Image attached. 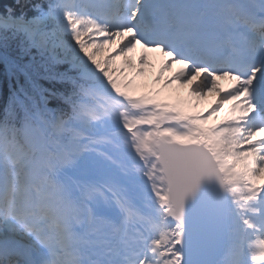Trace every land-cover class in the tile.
I'll list each match as a JSON object with an SVG mask.
<instances>
[{
  "label": "snow or ice",
  "instance_id": "1",
  "mask_svg": "<svg viewBox=\"0 0 264 264\" xmlns=\"http://www.w3.org/2000/svg\"><path fill=\"white\" fill-rule=\"evenodd\" d=\"M0 65V264H264V0H16Z\"/></svg>",
  "mask_w": 264,
  "mask_h": 264
},
{
  "label": "bare ground",
  "instance_id": "2",
  "mask_svg": "<svg viewBox=\"0 0 264 264\" xmlns=\"http://www.w3.org/2000/svg\"><path fill=\"white\" fill-rule=\"evenodd\" d=\"M132 57L138 55L136 54H129ZM150 60H152L153 66L146 69V76L142 78L146 82V87H140L136 91V95H153L156 99H158V92L161 91V88L158 87L156 94H152V90L154 89L152 83L150 82L159 72L161 61L164 59L159 53H149ZM123 57L117 59L116 64L117 66H123ZM179 65H173L171 72H165V77H170L175 71L179 69ZM162 82V81H161ZM175 85L174 90L170 91L166 96H163V99H158L162 102H167L171 104L182 105L186 111L190 113L195 112H202L206 111L210 107H212L216 101V95L214 93L209 94L204 99H196L190 95L189 89L186 87H181L178 82L173 83ZM219 84L222 88H228L230 85V81L228 80H221ZM227 105L225 109H227ZM223 115V113H222ZM209 124L216 123V119H211L208 121ZM257 264V262H254Z\"/></svg>",
  "mask_w": 264,
  "mask_h": 264
},
{
  "label": "trees",
  "instance_id": "3",
  "mask_svg": "<svg viewBox=\"0 0 264 264\" xmlns=\"http://www.w3.org/2000/svg\"><path fill=\"white\" fill-rule=\"evenodd\" d=\"M16 0H0V13L6 12L8 7H15ZM19 9L17 8V12ZM21 82H23V77L20 78ZM14 78H10L6 74V70L3 65H0V92L6 93L9 85L14 83Z\"/></svg>",
  "mask_w": 264,
  "mask_h": 264
},
{
  "label": "rangeland",
  "instance_id": "4",
  "mask_svg": "<svg viewBox=\"0 0 264 264\" xmlns=\"http://www.w3.org/2000/svg\"><path fill=\"white\" fill-rule=\"evenodd\" d=\"M164 78H168V77L164 76ZM161 81H160V83H156L155 77L150 81L152 83L153 87H154V89L152 90V94H156L158 87L161 88V91L157 93L158 94V99H163V96H166L170 91L174 90V88H175L174 84H172L171 86L165 88L163 79Z\"/></svg>",
  "mask_w": 264,
  "mask_h": 264
}]
</instances>
